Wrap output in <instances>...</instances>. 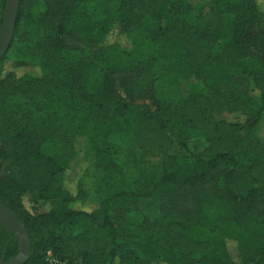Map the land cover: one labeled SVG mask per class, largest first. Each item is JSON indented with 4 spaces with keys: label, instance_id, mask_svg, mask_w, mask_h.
<instances>
[{
    "label": "trees",
    "instance_id": "1",
    "mask_svg": "<svg viewBox=\"0 0 264 264\" xmlns=\"http://www.w3.org/2000/svg\"><path fill=\"white\" fill-rule=\"evenodd\" d=\"M98 1L115 2V11L97 18ZM40 9L20 0L0 59V170L13 161V172L0 177V201L28 233L23 264H48L47 252L61 264H220L221 252L229 264H264V141L256 134L264 0H215L211 33L198 28L200 13L185 0H55ZM113 32L129 46L103 44ZM27 60L37 72L19 73ZM63 89L77 94L57 97ZM14 96L45 112L49 124L21 117L11 128ZM138 98L154 109L133 105ZM77 134L100 170L91 198L65 177V160L40 153ZM176 146L194 150L176 157ZM126 147L152 149L158 171L150 174ZM214 184L218 193L208 192ZM190 198L191 208L183 205ZM163 199L158 219L124 223L113 213L116 205ZM17 250L0 224V259Z\"/></svg>",
    "mask_w": 264,
    "mask_h": 264
},
{
    "label": "rangeland",
    "instance_id": "2",
    "mask_svg": "<svg viewBox=\"0 0 264 264\" xmlns=\"http://www.w3.org/2000/svg\"><path fill=\"white\" fill-rule=\"evenodd\" d=\"M191 7L195 8L199 11V20L197 22V26L199 29L211 33L216 26L215 20V0H185ZM55 0H28L29 8L35 9L41 13L42 9L46 8L48 5H52ZM116 4L115 2H102L98 1L96 3V17L102 18L112 14L115 11ZM116 42L119 43L123 47H128L129 42L123 34H119L118 32H113L105 38L103 44ZM101 45V44H99ZM94 44V50H99L100 46ZM9 68L16 66L15 62H10L7 64ZM17 70L20 72L24 71H34L37 72V68L33 60L25 61V65L17 66ZM121 77H116L115 79V87L118 92L124 97L122 85H121ZM76 91V90H75ZM75 91H69L67 89H63L57 93V97L61 98H72L77 94ZM133 105L144 106L149 110L154 109V105L151 103L150 99L138 98L132 101ZM10 120V127L12 128L15 124H17L18 119L21 117L28 118L31 122L46 126L49 124L47 115L45 112L39 111L35 108V106L23 98L19 96L11 97L10 99V111L8 113ZM233 116H227V118H232ZM256 134L260 138L261 141H264V113L262 114L261 120L256 127ZM2 145L0 142V149ZM8 148V147H7ZM13 147H10L9 150H12ZM194 150L193 146H188L187 149H183L181 147H173L170 150V153L176 157H185L189 152ZM40 153L44 156L49 157H60L68 164L69 168L65 172V177L68 181H75L77 185L81 188L83 195L87 198H91L94 192V182L98 178L100 174V170L97 169L92 162V154L90 150V146L85 138L81 135H74L69 140L64 141L62 139H53L46 144L40 147ZM124 154L132 155L134 159L142 161L145 163V168L149 167L150 174L158 171L155 166L159 156L152 150H138L131 149L126 147L123 150ZM13 161H4L2 169L0 170V177L4 175H8L13 172ZM217 184L211 185L207 187V191L210 193H218ZM165 200H158L151 202L150 200L139 201L137 203L129 204V205H116L113 207L114 216L121 218L124 223H130L136 220V218L142 217H152L154 219L159 218V208L165 204ZM187 205L188 207L192 206L191 198L188 199L183 205ZM156 240L163 244L166 241V238L160 233H156L154 235ZM218 259L220 264H229L224 255L221 253L218 254ZM235 258V256H233Z\"/></svg>",
    "mask_w": 264,
    "mask_h": 264
},
{
    "label": "water",
    "instance_id": "3",
    "mask_svg": "<svg viewBox=\"0 0 264 264\" xmlns=\"http://www.w3.org/2000/svg\"><path fill=\"white\" fill-rule=\"evenodd\" d=\"M20 0H6L0 24V59L6 54L14 33ZM0 224L18 241L17 253L10 259H0V264H23L29 254V237L17 216L0 201Z\"/></svg>",
    "mask_w": 264,
    "mask_h": 264
},
{
    "label": "built area",
    "instance_id": "4",
    "mask_svg": "<svg viewBox=\"0 0 264 264\" xmlns=\"http://www.w3.org/2000/svg\"><path fill=\"white\" fill-rule=\"evenodd\" d=\"M46 261L48 264H61L56 258H54L50 252H47Z\"/></svg>",
    "mask_w": 264,
    "mask_h": 264
}]
</instances>
